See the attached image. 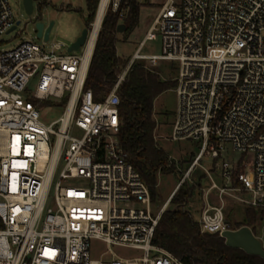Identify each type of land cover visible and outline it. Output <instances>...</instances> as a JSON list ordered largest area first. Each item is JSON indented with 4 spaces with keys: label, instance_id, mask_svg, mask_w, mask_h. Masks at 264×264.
<instances>
[{
    "label": "built area",
    "instance_id": "2783aa9c",
    "mask_svg": "<svg viewBox=\"0 0 264 264\" xmlns=\"http://www.w3.org/2000/svg\"><path fill=\"white\" fill-rule=\"evenodd\" d=\"M102 1L80 51L63 52L59 42L46 49L49 39L0 50V264H187L152 242L166 205L153 212L150 187L119 140L118 89L140 61H166L177 70L169 140L194 141L200 150L175 190L194 183L197 166L211 179L200 231L222 236L238 229L227 199L264 221V0H166L111 90L96 101L85 88L93 51L87 61L85 55ZM129 6L130 0L105 1L93 50L106 14L123 23ZM16 22L9 0H0V36ZM158 37L159 54L141 52ZM43 101L63 106L50 124L41 120ZM205 157L209 168L201 164ZM93 240L105 244L109 261L92 258Z\"/></svg>",
    "mask_w": 264,
    "mask_h": 264
},
{
    "label": "trees",
    "instance_id": "16d2710c",
    "mask_svg": "<svg viewBox=\"0 0 264 264\" xmlns=\"http://www.w3.org/2000/svg\"><path fill=\"white\" fill-rule=\"evenodd\" d=\"M45 2V0H38ZM89 12L87 26L97 12L99 0H86ZM140 4L130 0L123 23L125 32H131L138 23ZM119 17L109 11L102 22L89 63L85 88H90L94 100H102L113 87L128 61L117 55V27ZM175 81L163 80L148 69L143 62H135L120 85L119 140L125 159L140 173L151 190L152 200L157 186V172L180 174L169 155L154 137L156 120L154 101L165 90L175 87ZM64 98L61 104H65ZM52 104L50 101H43ZM180 178V176H179ZM199 183L184 182L169 200L172 208H166L160 216L152 242L187 264H264V258L247 253L242 248L227 245L226 239L217 233H202L191 213L180 206L194 195ZM243 222H235V228L252 227L262 213L253 208L245 209Z\"/></svg>",
    "mask_w": 264,
    "mask_h": 264
},
{
    "label": "rangeland",
    "instance_id": "374dc122",
    "mask_svg": "<svg viewBox=\"0 0 264 264\" xmlns=\"http://www.w3.org/2000/svg\"><path fill=\"white\" fill-rule=\"evenodd\" d=\"M136 1L140 4L137 25L129 33L125 32V30L117 32V55L128 62L166 0ZM9 2L13 9L16 21L20 20L21 22L14 30L0 36V50L8 49L21 40H32L37 44L42 45L44 39L37 36L34 24L36 20H41L46 26L51 21H54L49 41L46 43L45 47L46 49H50L53 43H63L64 46L61 50L63 52L68 50L71 43H73L82 33L83 29L87 27L89 12L86 0H45V2L34 0L32 14H27L23 5V0H9ZM96 14L92 22L95 21ZM141 52L144 54H159L161 52L160 38L158 37L154 40H148L144 46H142ZM127 63L121 72L125 69ZM143 63L148 69L158 74L163 80L174 81L177 76V70L174 68V65L169 62L161 61L158 65L153 67L148 66V61H143ZM36 83L37 77H34L29 84V94H32L35 91ZM174 88L175 87L165 90L154 101V118L156 120L154 137L158 144L169 155L171 163L175 164L180 174H177L176 172H157V186L155 197L152 200V210L154 213H158L165 203L166 208L173 207L172 204H169V201H166L178 184L179 176L187 170L194 156L200 150L199 145L194 141L169 140L177 106V95ZM62 112L63 106L59 104L56 105L47 102L41 103L40 116L41 120L46 124H50L58 119ZM233 155L236 160L241 156L239 152H235ZM201 164L207 168L211 166L208 157H205L201 161ZM212 176L218 184H221V179L217 172H213ZM190 179L196 184L199 183V186L188 202L181 205L180 208L189 211L197 221L200 217V211L203 206L204 192L211 186L212 181L201 166H197L193 170ZM216 196L217 190L214 189L210 193L211 201L214 203L217 202ZM226 212L227 214L229 213L228 217L233 222H243L246 218L245 208L240 204H235L231 199H227ZM232 224L235 225L236 223ZM250 228L261 240L264 246V221L259 220ZM105 250L106 246L101 241L93 240L91 242L92 258L109 261L111 256L109 254H103ZM114 250L118 254H139V251H131L117 247H114Z\"/></svg>",
    "mask_w": 264,
    "mask_h": 264
},
{
    "label": "water",
    "instance_id": "95a60500",
    "mask_svg": "<svg viewBox=\"0 0 264 264\" xmlns=\"http://www.w3.org/2000/svg\"><path fill=\"white\" fill-rule=\"evenodd\" d=\"M34 0H23V5L27 14H32L34 5ZM20 20L16 22V25L11 29L14 30L19 24ZM35 30L38 37H42L46 41L50 38V33L54 25V21H51L47 26L41 20H36L34 22ZM125 23H119L117 27V32H121L125 29ZM88 35V26L85 27L82 33L77 37V39L71 43L68 47V51H80L82 46L86 42ZM222 236L226 239L227 245L236 248H242L247 253L262 256L264 258V246L261 240L253 233L249 226H241L237 230L225 231Z\"/></svg>",
    "mask_w": 264,
    "mask_h": 264
},
{
    "label": "bare ground",
    "instance_id": "6f19581e",
    "mask_svg": "<svg viewBox=\"0 0 264 264\" xmlns=\"http://www.w3.org/2000/svg\"><path fill=\"white\" fill-rule=\"evenodd\" d=\"M106 0H103L102 3H101V7H100V11H99V15L97 17V21H96V24L94 26V29H93V33H92V36H91V39L90 41L88 42V45L86 47V55H85V60L87 61L91 54H92V51H93V45H94V38H95V35L98 31V27H99V23H100V19H101V14H102V10H103V7H104V3H105Z\"/></svg>",
    "mask_w": 264,
    "mask_h": 264
},
{
    "label": "crops",
    "instance_id": "0c3cea01",
    "mask_svg": "<svg viewBox=\"0 0 264 264\" xmlns=\"http://www.w3.org/2000/svg\"><path fill=\"white\" fill-rule=\"evenodd\" d=\"M145 35H146V34H145ZM144 37H145V36H144ZM143 39H144V38H143ZM143 39H142V40H143ZM142 40H141V41H142ZM141 41H140V42H141ZM140 42H139V44H140ZM138 46H139V45H138ZM175 188H176V187H175ZM174 191H175V189L173 190V192L171 193V195L169 196V198H168V200H167L166 202H168V201L170 200V198H171V196L173 195ZM164 205H166V203H165ZM162 207H163V206H162Z\"/></svg>",
    "mask_w": 264,
    "mask_h": 264
}]
</instances>
